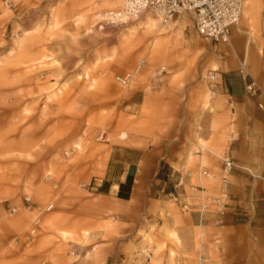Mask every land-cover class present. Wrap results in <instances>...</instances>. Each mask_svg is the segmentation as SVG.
<instances>
[{"label": "rangeland", "instance_id": "rangeland-1", "mask_svg": "<svg viewBox=\"0 0 264 264\" xmlns=\"http://www.w3.org/2000/svg\"><path fill=\"white\" fill-rule=\"evenodd\" d=\"M122 1L87 0L79 8L78 0H0V264H91L103 257L101 248L113 249L117 264H148L151 254L156 257L152 239L129 233V226L118 232L111 213L99 207L91 214L79 211L92 219L88 228L68 223L69 201L117 184L124 162L137 156L119 140L133 133L136 98L114 76L142 59L151 61V49H165L169 61L189 66L196 53L204 60L211 53L210 41L195 36L189 16L163 25L144 14L123 29L93 27L95 14L118 9ZM176 21L185 28L181 35L173 32ZM131 34L149 35L138 44L128 40ZM186 39L188 50L179 54ZM101 132L108 144L96 141ZM110 153L121 164L104 174ZM25 197L32 209L53 206L34 234L37 214L24 210ZM170 258L174 264L175 256Z\"/></svg>", "mask_w": 264, "mask_h": 264}, {"label": "crops", "instance_id": "crops-1", "mask_svg": "<svg viewBox=\"0 0 264 264\" xmlns=\"http://www.w3.org/2000/svg\"><path fill=\"white\" fill-rule=\"evenodd\" d=\"M78 1L79 8L87 2ZM263 13L264 0H243L229 44L210 42V56L204 60L196 53L193 66L169 61L165 49H151L152 60L144 59L143 70L124 89L136 98L131 104L136 119L133 133L119 140L126 152L137 156L124 162L117 184L97 194L87 192L91 197L81 195L78 203L68 202L73 205L70 226L88 228L92 219L79 211L86 208L91 214L99 207L101 213H111L118 232L129 226V233L137 236L142 231L152 239L156 257L151 254V259L157 264H169L170 255L175 256L174 264H200V259L207 261L203 264H264V96L248 98L239 73L244 62L264 94ZM177 23L173 32L181 35L185 28ZM192 29L201 38L194 24ZM148 35L131 34L128 40L140 44ZM184 41L179 54L188 50ZM155 53H162L163 59ZM153 80L158 92L151 88ZM225 151L235 168L222 190L220 158ZM116 163L121 164L110 153L104 174H111L110 166ZM129 174L127 193L120 186ZM178 178L182 184L176 188ZM120 191L128 198H118ZM171 192L175 199L166 197ZM101 250L103 257L95 256L93 264L119 262L113 249Z\"/></svg>", "mask_w": 264, "mask_h": 264}, {"label": "built area", "instance_id": "built-area-1", "mask_svg": "<svg viewBox=\"0 0 264 264\" xmlns=\"http://www.w3.org/2000/svg\"><path fill=\"white\" fill-rule=\"evenodd\" d=\"M243 9V0H123L120 7L114 10L99 12L94 15L93 27L98 30L114 29L119 30L137 21L144 14H150L158 19L161 24L166 25L174 19L189 16L194 24L197 35L209 40L214 44H229V31L239 24ZM264 28V16H263ZM145 66V60H140L137 65L127 73L115 75L114 83L121 89H128L136 75ZM239 73L245 81V94L248 98L264 96L257 83L250 77L244 62L240 63ZM214 79L213 76L209 77ZM261 108V107H259ZM262 109V108H261ZM97 142L108 144L110 142L106 133L101 132L96 138ZM221 185L222 190L228 184V179L232 174L235 164L229 151H225L221 158ZM182 184V179L178 178L175 187ZM168 199H175L174 194L166 193ZM24 210L36 212L37 216L33 221L31 233L34 234L41 222V215L52 210L49 205L45 209L31 207L28 197L24 198ZM218 203V200L213 201ZM198 209H203L199 206ZM187 210V209H185ZM16 209H10V214H15ZM149 258V257H148ZM200 264L205 260L200 259Z\"/></svg>", "mask_w": 264, "mask_h": 264}, {"label": "trees", "instance_id": "trees-1", "mask_svg": "<svg viewBox=\"0 0 264 264\" xmlns=\"http://www.w3.org/2000/svg\"><path fill=\"white\" fill-rule=\"evenodd\" d=\"M131 184H132V177H131L130 174H129V175H127V177H126L125 183H124L123 185H121L120 187H121V189H122L123 187H126V188H127V193H129V190H130ZM102 188H104V187H102ZM102 188H101L100 191H105V190H102ZM117 197L120 198V199H127V198H128V195H127V194L124 195V194H122L121 191H120V192L118 193Z\"/></svg>", "mask_w": 264, "mask_h": 264}]
</instances>
